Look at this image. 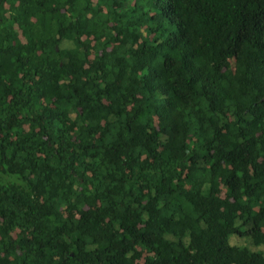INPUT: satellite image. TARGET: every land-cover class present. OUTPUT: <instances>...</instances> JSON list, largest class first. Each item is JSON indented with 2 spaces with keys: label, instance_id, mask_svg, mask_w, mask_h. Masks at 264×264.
I'll use <instances>...</instances> for the list:
<instances>
[{
  "label": "trees",
  "instance_id": "1",
  "mask_svg": "<svg viewBox=\"0 0 264 264\" xmlns=\"http://www.w3.org/2000/svg\"><path fill=\"white\" fill-rule=\"evenodd\" d=\"M0 264H264V0H0Z\"/></svg>",
  "mask_w": 264,
  "mask_h": 264
},
{
  "label": "rangeland",
  "instance_id": "2",
  "mask_svg": "<svg viewBox=\"0 0 264 264\" xmlns=\"http://www.w3.org/2000/svg\"><path fill=\"white\" fill-rule=\"evenodd\" d=\"M240 238V237H239ZM238 238H237V236H235V235H233V236H231V240H230V242L231 243H236V244H238V245H245L242 241H240V240H237ZM250 250H252V251H256V250H258L256 247H253V246H249L248 247Z\"/></svg>",
  "mask_w": 264,
  "mask_h": 264
}]
</instances>
